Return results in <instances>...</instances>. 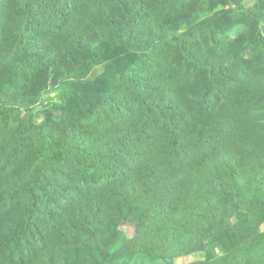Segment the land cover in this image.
<instances>
[{
	"label": "rangeland",
	"instance_id": "rangeland-1",
	"mask_svg": "<svg viewBox=\"0 0 264 264\" xmlns=\"http://www.w3.org/2000/svg\"><path fill=\"white\" fill-rule=\"evenodd\" d=\"M127 1L132 8L140 0ZM141 1L147 5L142 38L159 32L158 39L142 50L102 41L104 61L80 80L68 58L57 55L44 62L51 53L48 40L36 57L30 51L36 44L14 52L11 37L0 40V198L16 194L44 147L52 150L44 162L54 186L43 185L51 199L39 200L33 213L47 224L42 239L29 236L32 242H24V256L35 251L27 264H264V16L260 23L253 18L264 13V0ZM201 24L212 29L188 40L192 56L187 58L178 39ZM228 54L235 57L227 60ZM227 62L232 67L224 66ZM206 63L231 69L236 81H227L221 69L210 71ZM117 72L136 76L146 89L123 81ZM254 87L260 89L255 93ZM138 97L157 108L140 106ZM145 121L150 124L143 130ZM35 124L58 139L69 131L79 138L77 149L67 158L65 149L35 132ZM173 138H182L178 151L172 150ZM107 145L119 147L110 160L123 167L116 170L120 183L154 161L165 167L151 183L153 195L145 196L157 206L135 203L125 216L114 209L119 204L111 194L118 191L115 177L95 173L80 181L82 150L99 152ZM102 190H108L97 216L102 232L88 237L90 227L81 222L74 202L78 193L84 201ZM32 194L18 192L16 206L24 202L28 208L36 200ZM85 203L84 213L94 217L91 203ZM64 208L68 217L54 229L59 218L51 220L47 212ZM4 209L0 206V212ZM68 222L78 223L87 239L71 238L63 227ZM1 226L8 225L0 217ZM61 228L70 240L60 236Z\"/></svg>",
	"mask_w": 264,
	"mask_h": 264
},
{
	"label": "trees",
	"instance_id": "trees-1",
	"mask_svg": "<svg viewBox=\"0 0 264 264\" xmlns=\"http://www.w3.org/2000/svg\"><path fill=\"white\" fill-rule=\"evenodd\" d=\"M167 1L168 0H161V3L167 4ZM146 7L147 5L145 2L143 3L141 0L132 8L129 6L127 0H0V40L3 37H11L13 40H9V46L16 45L15 49H13L14 52L21 49L23 46L36 44L35 48L30 50L35 57L38 55V51L42 50L43 42L48 40L51 46L47 47L49 51L51 50V53L46 56L44 62L58 57L57 55L68 58L76 67L75 77L80 80L95 66L104 61V58L101 57L107 53V51L104 49L101 43L102 41L110 40L116 45L126 44L129 48L142 50L147 48L148 44L152 43V41L158 39L157 35H159V32L145 33L147 37L142 38L140 30L143 29L142 18L145 16L144 12ZM259 14L253 13V18L256 23H260L264 16V13ZM12 19L14 22H12ZM181 22L183 23L184 21L181 20ZM183 25L184 24L181 26ZM204 28L212 29V27L201 24L195 32L186 31L179 37L178 43L183 47L187 58L192 56L187 50L188 40L191 41L194 37L201 38L200 31ZM36 31L43 32V34H37ZM260 38L261 33L257 32L255 39L259 41ZM79 54H84L85 57H81ZM228 55L229 56L225 58L227 60H232L231 56L235 57L232 54ZM194 59L198 60L196 56H194ZM108 61L110 60L108 59ZM204 61L200 60L203 65L205 64ZM56 63H58L57 66L61 65L62 60L59 58ZM228 63L229 62L224 64V66H228L227 68L232 67L229 66ZM206 65L210 71H218L221 69L224 74L231 71V69L225 68L222 70V64L206 63ZM79 71L83 72L82 75ZM117 73L123 81L132 86L146 89L145 84L136 76L131 77L126 76L122 72ZM52 75L55 76V72H53ZM227 75V81H236L235 76L230 73ZM258 85L261 86L260 84ZM257 88L260 89V87ZM257 88L254 87L255 93L258 91ZM220 90L221 94L229 97L222 88H220ZM211 92L212 85L209 84L206 87V93L209 94ZM136 99L137 104L140 106L146 105L157 108V103L148 102V100H146L147 97H138ZM206 106H210L208 100ZM157 110L158 109H156V111ZM206 121H211L208 115ZM149 124V121H145L143 130H146L144 127H147ZM33 127L36 130L35 132H39L46 137L47 144H53L57 146V148L65 149V153L68 154L67 158L79 145V138L73 136L69 131H67L66 136L58 139L55 135L49 134L47 130L40 125L35 124ZM204 127L205 126H200L201 131ZM46 143L44 142V146H46ZM172 145V150H180L182 138H173ZM162 146L165 148L164 143ZM166 146L170 148V145ZM118 150L119 147H116V145L113 147L107 145L99 152L82 150L84 158L79 161L82 167V172L79 177L80 181L88 180L87 176L93 177L95 173L99 174L102 178H110V176L115 177V179H112V182L115 180L117 181L116 186L118 185V188L115 190L118 191L111 192V194L114 197H118L119 204H117L114 209H116L119 214L122 212L125 216L130 217L133 204L135 203H141L146 209L154 204L157 206V203H159L158 201L147 200L145 196L149 198L153 195L152 193L155 185L152 186L151 183L155 179L154 177L157 173L160 172V168L164 169L165 167H163L159 161H154L151 165H143V168L136 172L131 180L120 183V180H117L118 173L116 170H119V168L122 169L123 167L117 164V162H112L110 160V157L115 155ZM51 151V147L50 149L47 148V146L44 147V151L40 155V160L32 167L28 175L20 180V189L17 188L16 194L12 193L6 198H0V201H2L0 206L5 208L0 212V217L5 218L8 225L6 227H0V264H27L28 261L33 258L34 249L30 250L28 255H23V248L25 247L24 242L27 244L32 242V240L28 238L29 236L33 238H35V236L40 237L43 226L47 224L41 222L40 218L38 220L37 216L34 217L33 213H36L38 210L39 200L42 198L51 199L50 195L43 187L44 183L48 186H54L52 180L47 175L49 170L44 162L45 156H47V153L50 154ZM20 153L21 152L18 153V156ZM19 159L22 160V157H19ZM5 168L8 172L11 169L10 164ZM163 171L164 170H162V173ZM170 176L171 175H169L168 178ZM64 189L69 191L68 187H64ZM70 189H72V187H70ZM21 190L32 192L33 194L31 196L36 199L35 202L30 203L28 208L24 206V202L22 207L16 206V200L18 199L17 194ZM107 191L102 190L93 194L91 193V197L84 200L85 202L89 201V204L91 203L89 208L93 209L94 217H89V215L86 216L83 211L85 203L83 199L85 195H79L78 191L76 192L78 195L76 194L77 197L73 208L77 207L76 211L78 212L81 222L87 227H90L88 237L93 235L99 236L102 232V220L100 219V222H98L99 219L97 216L103 204L104 194L102 195V193ZM85 193L88 194L90 192ZM160 194H163V192ZM112 196L111 198L113 199ZM121 201L124 207H121ZM85 205L87 204L85 203ZM164 206L160 207V209L163 210ZM65 209L66 208L51 212L49 215L47 212V216L51 220H57L59 218L58 221L53 224L54 229H56V225L61 224L64 219H67L68 214L64 216L63 213ZM148 214L149 211L145 216ZM143 226V221H141L140 224H136V228L139 231L138 233L143 232ZM63 227L70 230V237L74 238L77 242H82L87 239V237H81L82 233L78 223L75 225L72 222H68ZM58 232L62 238L66 239L63 228L58 229ZM40 238L42 239V236ZM12 253L17 254L16 256L13 254L14 257H12Z\"/></svg>",
	"mask_w": 264,
	"mask_h": 264
}]
</instances>
